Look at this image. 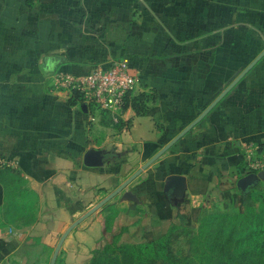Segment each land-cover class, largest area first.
I'll return each instance as SVG.
<instances>
[{
  "label": "crops",
  "instance_id": "obj_1",
  "mask_svg": "<svg viewBox=\"0 0 264 264\" xmlns=\"http://www.w3.org/2000/svg\"><path fill=\"white\" fill-rule=\"evenodd\" d=\"M264 0H0V264H88L264 203ZM125 59L117 122L57 83ZM79 96V94H78ZM75 98V102L72 99ZM137 107V111H136Z\"/></svg>",
  "mask_w": 264,
  "mask_h": 264
},
{
  "label": "rangeland",
  "instance_id": "obj_2",
  "mask_svg": "<svg viewBox=\"0 0 264 264\" xmlns=\"http://www.w3.org/2000/svg\"><path fill=\"white\" fill-rule=\"evenodd\" d=\"M203 214L200 213L194 223L182 225L174 231L175 237L165 248L169 261L147 249L138 251L130 247H112L105 264H135L142 254L149 256L150 260L156 255L154 264H164L162 261L167 264L171 260L170 255L175 257L173 262L192 264L202 258L204 250L209 249V243L216 239L225 243L226 248H244L250 240L264 236L263 202L252 207L249 218L224 215L213 209Z\"/></svg>",
  "mask_w": 264,
  "mask_h": 264
},
{
  "label": "built area",
  "instance_id": "obj_3",
  "mask_svg": "<svg viewBox=\"0 0 264 264\" xmlns=\"http://www.w3.org/2000/svg\"><path fill=\"white\" fill-rule=\"evenodd\" d=\"M136 77L128 71L125 59L118 60L107 69L96 68L87 76H61L57 83L75 90L85 105L112 114L117 122L122 114L126 97L135 83ZM247 165L256 170L264 167V156L247 150Z\"/></svg>",
  "mask_w": 264,
  "mask_h": 264
},
{
  "label": "trees",
  "instance_id": "obj_4",
  "mask_svg": "<svg viewBox=\"0 0 264 264\" xmlns=\"http://www.w3.org/2000/svg\"><path fill=\"white\" fill-rule=\"evenodd\" d=\"M74 95L76 98L79 97L76 93ZM127 97L125 100V104L127 103ZM75 101V98L72 99V102ZM252 207L253 206L247 207L242 213L221 211H219V213L224 215L229 214L232 216L240 215L244 218H249ZM208 211L209 210H202L201 213L205 214ZM181 226L182 225H174L170 227L165 234H163L154 241L132 244H108L104 246L101 250L95 251L92 254V257L90 258L88 264H105L107 256L109 254V249H111L112 247H130L131 249L138 251L147 249L152 254L157 252L162 258H166V260L169 261L168 252L165 251V248H167L169 243L175 237L174 231L180 228ZM209 244V249L204 250L202 258L197 263L192 264H264V236L260 238L257 237L254 240H250L247 243V246L244 248H226L224 246L227 245H225V243H221V241H219L218 239L214 240L212 243ZM170 258L171 260L170 262H167V264H180L179 262H173L175 258L173 255H170ZM155 259L156 255L152 257V260H150L149 256H147L146 254H142L140 255V261H137L135 264H154ZM162 262L165 264V261Z\"/></svg>",
  "mask_w": 264,
  "mask_h": 264
},
{
  "label": "water",
  "instance_id": "obj_5",
  "mask_svg": "<svg viewBox=\"0 0 264 264\" xmlns=\"http://www.w3.org/2000/svg\"><path fill=\"white\" fill-rule=\"evenodd\" d=\"M264 55V50L235 78V80L222 92V94L193 122V124L189 125L185 130H183L180 134H178L165 148H163L158 154H156L153 158L147 162V164L144 165V167L148 166L153 160H155L159 155H161L173 142H175L179 137H181L185 132H187L200 118L203 117L204 114H206L211 107L214 106V104L256 63V61ZM140 170L135 172L133 175H131L122 185H120L117 189H115L112 193H110L107 197H105L101 202H99L94 208L89 210L87 213H85L83 216H81L79 219H77L75 222H73L67 230L62 234L60 237L55 250L53 252L50 264H55L57 255L59 253L61 244L64 240V238L67 236V234L84 218L91 215L96 209L100 208L104 203H106L109 199H111L113 196H115L119 191H121L130 181H132L138 174Z\"/></svg>",
  "mask_w": 264,
  "mask_h": 264
}]
</instances>
